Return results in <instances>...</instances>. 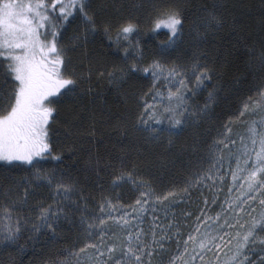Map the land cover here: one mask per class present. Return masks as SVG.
Listing matches in <instances>:
<instances>
[{"label": "snow or ice", "instance_id": "6c2138e0", "mask_svg": "<svg viewBox=\"0 0 264 264\" xmlns=\"http://www.w3.org/2000/svg\"><path fill=\"white\" fill-rule=\"evenodd\" d=\"M92 9V0H0V162L9 171L30 166V175L20 181L23 197L12 199V190L5 193L9 203L2 210L0 251L11 250L22 257L27 245L47 237L51 254L42 264H264V76L236 115L244 118L246 134L233 132L229 117L208 147V168L193 172L179 190L157 192L151 181L136 174L135 166L127 168L123 158L116 165L111 159L102 162L97 151H89L85 172L100 176L107 170L113 189L131 184L138 192L127 206L118 198L114 203L112 197L102 195L98 213L91 214L75 179L41 168L44 159H62L51 142L60 104L77 92L95 93L93 76L97 85L111 87L125 105L134 97L136 110L131 116L118 117L112 131L126 135L131 124L146 134V142H159L167 133L171 145L173 135L198 124L216 101L213 89L203 105L190 103L206 87L205 81L212 79L206 64L194 59L185 66L167 59L184 35L180 5L162 6L153 17L151 30H166L167 39L159 44V56L150 60L140 44L139 23L131 18L112 23L97 18ZM203 11L197 37L207 40L222 31L227 20L215 5ZM77 20L84 27L76 40L86 44L90 35L102 33L112 42V62L95 72L89 67L86 73H78L65 55L60 38ZM261 25L264 28V18ZM250 56L264 70V42L258 56L254 50ZM133 80L146 81L147 90L127 92L124 85ZM95 117L92 112L85 130L89 139L96 135ZM225 177L231 181L228 195L218 205L215 194L211 199L203 197L190 230L181 234L174 215L167 224L158 223L154 215L158 209L190 196L191 188L204 185L211 190L216 182L224 184ZM35 182L53 187L62 199L39 205L34 216L22 214ZM222 190L217 188V192ZM74 196L85 200L82 208ZM150 213L152 219L145 227ZM65 223L73 225V230L78 227L67 246L62 243Z\"/></svg>", "mask_w": 264, "mask_h": 264}, {"label": "trees", "instance_id": "16d2710c", "mask_svg": "<svg viewBox=\"0 0 264 264\" xmlns=\"http://www.w3.org/2000/svg\"><path fill=\"white\" fill-rule=\"evenodd\" d=\"M169 4L180 5L184 14V35L176 48L171 50L167 59L177 64L190 66L194 59L206 64L212 71V79L205 81L206 87L196 92L190 98L193 105H203L207 102L208 92L216 90V101L208 114L198 124L190 125L182 132L171 137L172 144L167 143V133L159 142L145 141V133L129 125L128 133L120 135L112 131L117 118L131 116L136 110L134 97L125 105L116 92L106 84L97 85L93 76L95 93H80L66 97L60 104V116L51 131L53 150L61 160L50 157L41 161L43 170H55L75 179L82 189L83 196L91 214L98 213V201L102 195L110 196L113 202L119 201L125 206L134 202L138 196L135 186L124 184L120 188L111 187V174L101 171L100 176L94 172H85V162L89 151H97L103 162L111 159L116 165L119 158H123L127 168L135 166L136 174L151 181L157 192L165 190H179L184 187L187 178L196 171L206 170L209 166L208 147L216 137L217 132L223 131L222 125L232 118L233 132L246 134L243 119L236 115L242 102L248 95L253 94L255 86L264 76V70L259 67L256 59L250 56V50L259 54L264 42V28L261 19L264 18V0H92L93 11L97 18L112 23L125 19H133L139 23L141 33L139 40L146 59L159 56V44L167 39L164 29L154 32L152 19L157 10ZM216 6L223 13L227 23L222 31L210 34L207 40L197 37L199 18L204 14V8ZM84 25L81 20L75 21L62 33L61 42L65 48V55L70 58V67L78 73H86L91 67L93 72L98 67L107 66L113 60L114 48L102 33L90 35L87 43L76 40L75 36L82 32ZM87 84V81L83 82ZM147 82L133 80L124 85L129 93L147 90ZM0 87L3 84L0 83ZM107 104V108L104 104ZM96 113V135L91 139L85 134L90 126V115ZM30 166L23 168L5 169L0 162V226L3 220L2 210L9 203L5 195L11 191L12 199L23 197L20 184L25 175H30ZM227 170L225 164L223 171ZM212 182L209 181V184ZM231 185L230 177H225V183L216 182V186L201 185L199 188L189 189L190 196L177 199L170 207L158 209L154 215L159 217L158 223L167 224L175 216L181 234L187 232L194 221L199 208L203 207V197L217 196V205L228 195L227 188ZM26 187V185H25ZM217 188L223 189L217 192ZM183 195V194H181ZM27 203L21 207V213L35 215L39 205L53 204L62 196H57L53 187L46 183L35 182L29 188ZM79 200L81 208L85 200ZM67 203V202H66ZM216 208V205H210ZM68 210V209H66ZM218 210V208H217ZM190 212L192 216L183 213ZM212 212L209 211V215ZM153 214L145 218L148 226ZM78 214L76 220L78 221ZM76 230L73 225L65 223L62 233V243L67 246L74 238ZM25 243V241H21ZM49 238H41L34 244L27 245L22 257H17L14 251L5 253L0 251V264H13L22 259L24 264H42L51 254L48 247Z\"/></svg>", "mask_w": 264, "mask_h": 264}]
</instances>
